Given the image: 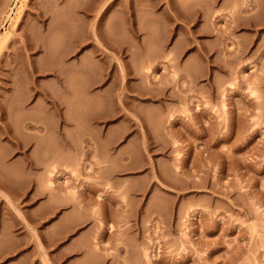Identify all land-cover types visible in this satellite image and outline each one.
I'll return each instance as SVG.
<instances>
[{"label":"rangeland","instance_id":"obj_1","mask_svg":"<svg viewBox=\"0 0 264 264\" xmlns=\"http://www.w3.org/2000/svg\"><path fill=\"white\" fill-rule=\"evenodd\" d=\"M0 40V264H264V0H0Z\"/></svg>","mask_w":264,"mask_h":264},{"label":"bare ground","instance_id":"obj_2","mask_svg":"<svg viewBox=\"0 0 264 264\" xmlns=\"http://www.w3.org/2000/svg\"><path fill=\"white\" fill-rule=\"evenodd\" d=\"M0 41H1V40H0ZM1 43H2V42H1ZM1 43H0V44H1ZM156 172L159 173L158 170H157Z\"/></svg>","mask_w":264,"mask_h":264}]
</instances>
